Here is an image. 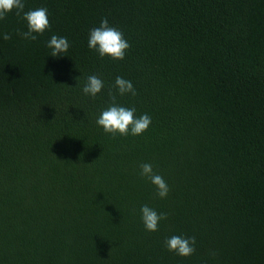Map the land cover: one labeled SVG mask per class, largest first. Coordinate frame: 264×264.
Segmentation results:
<instances>
[{
  "label": "trees",
  "instance_id": "trees-1",
  "mask_svg": "<svg viewBox=\"0 0 264 264\" xmlns=\"http://www.w3.org/2000/svg\"><path fill=\"white\" fill-rule=\"evenodd\" d=\"M40 7L51 27L33 42L14 13L0 22V264H264V0H26ZM102 18L130 43L121 61L87 48ZM53 34L67 56H48ZM113 97L151 116L142 136L96 126ZM143 204L167 214L155 233ZM173 235L195 253L168 252Z\"/></svg>",
  "mask_w": 264,
  "mask_h": 264
},
{
  "label": "clouds",
  "instance_id": "clouds-1",
  "mask_svg": "<svg viewBox=\"0 0 264 264\" xmlns=\"http://www.w3.org/2000/svg\"><path fill=\"white\" fill-rule=\"evenodd\" d=\"M26 0H0V22L10 14H15L23 22L25 31H17L15 35L26 42H33L38 36L43 35L51 27L49 12L45 7L25 11ZM13 33L0 31V40L12 39ZM45 47L49 50L48 56L53 58L67 56L70 42L65 36L51 35ZM87 48L95 52L100 59L121 61L125 58L130 43L121 30L111 26L107 18H102L99 25L91 29L87 37ZM78 86V85H77ZM76 86V87H77ZM104 80L98 75H89L80 87L81 95L95 99L104 90ZM112 87L118 96L136 95V90L131 80L117 76ZM111 94V93H110ZM96 126L105 134L111 136H142L151 126L152 118L147 113L137 115L135 107H126L116 102L115 97L106 108L102 109L96 118ZM140 178L146 180L155 190L158 199H166L170 188L163 176L153 170L152 164L140 165ZM135 213V210H133ZM143 229L147 233L159 230L162 221L167 219V214L158 212L148 204H143L138 210ZM196 238L194 236L173 235L164 241V247L177 257L187 259L196 251ZM215 255V253H211Z\"/></svg>",
  "mask_w": 264,
  "mask_h": 264
}]
</instances>
